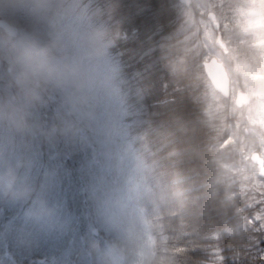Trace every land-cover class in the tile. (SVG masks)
I'll return each instance as SVG.
<instances>
[{"label":"clouds","instance_id":"9594fccd","mask_svg":"<svg viewBox=\"0 0 264 264\" xmlns=\"http://www.w3.org/2000/svg\"><path fill=\"white\" fill-rule=\"evenodd\" d=\"M180 7L184 24L163 46L165 66L195 100L191 130L203 133L204 143L189 152L198 170L166 180L120 141L110 56L115 33L104 19L113 9L97 0H0V196L27 200L35 193L28 172H19L28 166L19 154L33 143L93 136L107 170L115 173L101 181L97 201L115 239L103 250L93 246L97 264H202L190 250L210 233L233 240L247 235L242 186L256 169L250 152L261 153L264 144L244 132L247 121L236 127L230 96L213 86L207 64L223 65L240 87L241 74L259 68L264 45L253 41H264V0H180ZM210 11L217 25L208 19ZM245 20L253 22L247 32ZM254 83L264 85V76ZM256 132L264 136L259 127ZM233 133L235 142L226 144ZM140 195L151 205L150 216L136 202ZM36 203L42 213L49 211L42 200ZM161 220L175 222L172 236L160 232ZM180 243L186 250H179Z\"/></svg>","mask_w":264,"mask_h":264},{"label":"trees","instance_id":"16d2710c","mask_svg":"<svg viewBox=\"0 0 264 264\" xmlns=\"http://www.w3.org/2000/svg\"><path fill=\"white\" fill-rule=\"evenodd\" d=\"M97 3L101 8L113 9L110 16L106 14L104 19L115 33L110 56L117 66L123 96L121 103L115 95L118 108L116 115L120 118L122 111L126 113L121 118L124 121L120 120L126 140L135 151L143 154L153 171L166 180L193 168L198 170V161L189 159V152L202 147L204 143L203 133L191 130L197 117V104L184 84L174 80L164 59L163 46L176 38L184 24L180 4L177 0H97ZM194 19L199 21L198 14ZM50 115L51 108L45 113L46 117ZM89 143L90 136L74 143L63 139L47 143L35 142L27 152L19 154L28 165L19 172H28L36 190L44 180L41 198H49L50 201H43L44 206L60 216L56 228H60V223L66 218L71 223L66 227V232H72L70 237L77 233L85 241L91 239L93 244L86 245L85 250L94 259L93 246L99 250L105 248L104 243L100 246L96 243L103 236L101 234L94 239L85 235L84 215L97 210L94 191L96 188L100 189L98 179L104 177L107 180L110 175L104 173L100 163L96 166L86 164L92 161L95 152L89 151ZM35 194L36 191L33 195ZM7 198L0 196V217L14 214L12 229L17 230L23 225L27 201L22 205V200L10 198V206L7 207L3 204ZM29 208H35L36 213L40 211L34 196ZM149 208L146 215L150 216L152 208ZM174 223L172 220H161L157 227L165 237H169L173 235ZM30 224L31 221H27L25 228L20 229L21 232L26 233ZM2 225L0 223V229ZM103 225L108 228L106 224ZM214 235L215 233H210L209 237ZM180 238L181 234L176 233L175 239ZM37 239L38 242L31 244L35 249L31 250L19 246L17 239L13 245H6L5 253L0 245V263L12 264L8 257L12 252L14 264H37L36 260L41 256L40 251L44 249L42 245L45 241L42 236ZM240 241L243 244L249 242L247 237L242 240L230 237L219 241L208 239L199 249L190 250V255L195 261L209 264L213 258L211 251L217 248L220 250V247L227 248V244L231 242L229 248L233 247ZM110 242L109 236L106 237V243ZM70 246L68 244L65 248ZM178 247L186 250L184 243H180ZM244 249L240 247L243 264H248ZM78 255L80 252L71 257L77 261ZM257 261L255 264H258Z\"/></svg>","mask_w":264,"mask_h":264},{"label":"rangeland","instance_id":"374dc122","mask_svg":"<svg viewBox=\"0 0 264 264\" xmlns=\"http://www.w3.org/2000/svg\"><path fill=\"white\" fill-rule=\"evenodd\" d=\"M200 34L201 36H203V26H201L200 28ZM114 63V62H113ZM115 66V63H114ZM115 70H117L115 68ZM117 78V72L115 75V79ZM121 90V87L118 86V82L117 80H115V94L117 91ZM117 103V101H116ZM121 105V104H120ZM118 108L116 106V113L118 115ZM126 115L125 111L121 112V117H117L118 119V123H119V128H120V141L121 144L124 147H130L131 149H133L130 145V143H128V141L126 140V134L125 131L123 129V127L121 126V121H124L123 118ZM134 150V149H133ZM89 151H95L93 153V159L91 162H87L86 164H88V166H95L98 165L99 163L101 165H103L101 167V169L104 171V173H108V175H110V178H107V180H112L115 178V173L112 172L110 173L106 166H105V160L104 158L101 156L98 145L95 141V138L93 136L90 135V143H89ZM35 179H33L34 181ZM102 180H105V178L103 177V179H98V183H101ZM106 180V181H107ZM97 185V184H96ZM44 180L42 179L41 183L38 185L37 190H36V194L33 195L34 196V201L37 200H42V201H50L49 198H45L42 197L41 198V194L43 192L44 189ZM94 196L96 201H98V198L101 195V191L100 189L96 188L94 191ZM33 196L27 200H22L21 204L24 205L26 202V205H28V207H25L24 209V213H25V218L24 221H28L30 220L31 216L37 217V220L35 221L34 227L35 229H38L39 231H41L42 229H45V231L54 237L53 242H46L45 244H43L42 246L44 247V249H42L41 252V256L38 259H43L44 262L42 264H97V257H96V253L94 254V259H92L91 254L87 253V251L85 250V246H90V244H93L90 238H86L87 240H83V238L78 235L77 233L75 235H73V237H70V234L72 232H66V227H60L58 229L53 230L52 232L50 231L51 229L56 228L57 227V219L60 218V216L57 214L55 215L54 212H50L48 211L46 214L43 215V213L41 212V210L39 211V213L35 212V208H34V212H31V208H29V206H31V202L33 200ZM257 197H259V193H257ZM10 202V197H8L3 204L7 207L10 206L9 204ZM137 204L141 207H143L145 214L148 212L151 207L149 201L146 199V197H144L143 195H140L137 198ZM57 203V201H56ZM97 205V204H96ZM260 207V205H256V208L258 209ZM40 208V207H39ZM2 209V206L0 205V211ZM14 214L10 215V216H5V217H0V223L3 224L1 229H0V245L5 248L7 243L12 244L16 242V239L18 237L22 238V234L20 230H14L11 227V218ZM252 217L249 216V219H251ZM38 219L41 221V226L42 224L44 225L43 227L39 228L40 226L37 225V221ZM65 219L64 218L62 220L63 226L65 224ZM71 223L69 222V225ZM84 224L86 227V232L85 235H87V237L91 234V230L92 229H97L99 231V234L103 237L99 238L98 240H96V243L99 244V246L101 245V243H104L105 247L106 245H108V243H106V237L109 236L110 241L112 242L115 239V233L112 232L111 230H109V228H106L103 224L104 221L102 219V217L100 216V214L98 213L97 210H95L94 212H92V214L89 215V213H86L84 215ZM257 227H258V223H257ZM56 231H61V233H58ZM249 235H251V237L257 241V246L258 248H264V243H261V240H264V237H261L259 232H252L249 233ZM91 236V235H90ZM69 237V238H68ZM31 239H25V243H23V241H19V246H24L25 249H35L33 246H31V244L38 242L39 238L38 236H32L30 237ZM65 238H68L67 241H65ZM226 241V240H224ZM110 242V243H111ZM232 243V242H231ZM227 244V248L225 247H220V254L221 256L226 257V264H243V255L240 252V247L242 246L243 248H245L244 250H246V248L248 247L250 241L247 244H243L240 242H238L235 246L230 247V244ZM71 245L69 248H65L66 245ZM3 253H5V250H2ZM216 250L211 251L212 254L215 253ZM80 252V255H78V260L75 261L74 259H72V255L76 254ZM246 256V253L244 254ZM10 261L13 263L12 257L13 254L12 252L8 255ZM235 257V260H234ZM38 259L36 260V263H38ZM258 261H257V260ZM54 261V263H53ZM255 261L258 262V264H261V257H256ZM1 264V263H0Z\"/></svg>","mask_w":264,"mask_h":264},{"label":"snow or ice","instance_id":"6c2138e0","mask_svg":"<svg viewBox=\"0 0 264 264\" xmlns=\"http://www.w3.org/2000/svg\"><path fill=\"white\" fill-rule=\"evenodd\" d=\"M251 13L252 10H248ZM243 15V11L240 13ZM209 20L213 25H217L218 21L214 12H209ZM240 21H237L239 24ZM245 27L243 30L247 32L252 26L253 22L245 20ZM210 35V31L205 33ZM219 42V40H218ZM253 45L259 47L264 45V41H253ZM255 57L253 58V64H255ZM246 68H251V65L245 64ZM264 51L260 52L259 68L256 71H246L241 74L240 86H235L232 79L229 77L227 70L223 68V65H219L213 60L207 64V71L210 79L213 81V86L220 90L225 96H230L231 104L234 106L232 111L236 112L237 120L235 121L236 127H240L241 120L247 121V126L244 128L245 133H253L257 136L259 143L264 144V136H260L256 132V128L259 127L264 132V85H257L254 82L259 80L261 76H264ZM242 110V111H237ZM236 133L229 136L225 143H234ZM243 139V137H241ZM256 151L250 152V158L256 165L259 164V177L257 176V167L255 173L250 177V182H246L242 188L245 194L243 211L247 218V239L250 241L246 248V260L248 264H255V258L261 257V264H264V248H258L257 241L254 240L249 233L259 232L261 237H264V149L261 150L259 156L256 155ZM245 159H249L246 155ZM245 180H249L245 177ZM259 193V197H257ZM260 205L257 209L256 205ZM249 216L252 218L249 219ZM258 223V227H257ZM231 231V229H229ZM208 239H215L217 241L222 240L223 237L219 233H215L214 236L208 237ZM264 243V240L260 241ZM184 251V249H179ZM206 251V249H204ZM235 260V257H234ZM209 264H226V257L221 256L219 248L213 254V258Z\"/></svg>","mask_w":264,"mask_h":264},{"label":"water","instance_id":"95a60500","mask_svg":"<svg viewBox=\"0 0 264 264\" xmlns=\"http://www.w3.org/2000/svg\"><path fill=\"white\" fill-rule=\"evenodd\" d=\"M178 1L180 2V0H178ZM208 19H210V18L208 17ZM209 63H210V62H209ZM256 155L259 156L257 153H256ZM256 165H257V167H258V169H259V164L257 163ZM258 175H259V171H258ZM92 233H93L95 236L97 235V231H96V230H93Z\"/></svg>","mask_w":264,"mask_h":264}]
</instances>
